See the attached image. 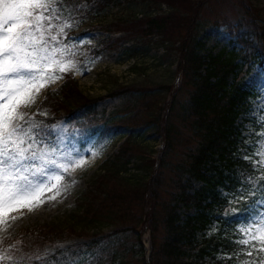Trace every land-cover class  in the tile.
I'll return each mask as SVG.
<instances>
[{
  "label": "trees",
  "instance_id": "1",
  "mask_svg": "<svg viewBox=\"0 0 264 264\" xmlns=\"http://www.w3.org/2000/svg\"><path fill=\"white\" fill-rule=\"evenodd\" d=\"M112 1L73 0L80 8L71 17L73 26L67 31L66 42L75 48H88L92 61L106 50L132 55L148 52L158 37L168 53L178 54L180 85L157 89L122 87L108 95L125 96L123 105L108 116H99L97 106L105 96L84 94L73 74L65 75L60 87L47 91L39 104L38 109L47 115L38 114L36 120L54 125L65 119L72 132L83 126V148L92 137L102 141L113 128L126 129L114 161L105 168L99 184L84 194L78 215L83 223L81 229L106 219L124 227L119 226L114 235L93 239L88 247L78 244L66 249L55 247V243L71 237L74 231L67 234L69 228L35 227L5 238L0 247L7 249L14 244L13 254L31 256L48 252L47 246H54L55 250L48 252L50 259L66 250L70 254L78 252L85 264H216L218 251L231 252L232 241L237 239L235 221L239 217H218L228 207L225 195L231 199L230 194L239 188L237 169L250 171V165L239 158L240 150L247 147L244 140L254 141L256 137L245 134L244 122L252 120L255 132L260 131L257 119L250 116L252 101L259 92L247 79L255 64L264 65V26L255 14L257 8L250 0H239L238 7L244 13L228 22V29L241 47H224L206 55L202 53L205 43L199 33V14L204 4L201 0H145L157 8L167 5L169 10L114 19L105 27L121 35L104 38L94 47L80 45L85 34L99 28L91 26L78 34L76 28L93 17L95 8L105 9ZM214 23L221 21L216 18ZM163 88L170 91L171 100L156 114L147 99ZM148 126H155L163 138L155 162L157 173L144 184L131 183L121 173L127 169L138 138ZM181 155L183 159L176 167L180 176L188 174L189 179L186 183L178 179L175 189L163 198L164 180L173 168L172 158ZM192 180L199 182L197 188H192ZM255 199H259V194ZM181 207L184 214L178 210ZM237 207L242 208L243 204ZM139 221L147 224L150 231L148 256ZM213 223L219 231L209 237L206 232Z\"/></svg>",
  "mask_w": 264,
  "mask_h": 264
},
{
  "label": "snow or ice",
  "instance_id": "2",
  "mask_svg": "<svg viewBox=\"0 0 264 264\" xmlns=\"http://www.w3.org/2000/svg\"><path fill=\"white\" fill-rule=\"evenodd\" d=\"M79 8L73 0H0V231L6 232L20 218L11 213L43 204L45 191L66 190L64 174L87 163L66 129L36 120L46 112L27 111L63 74L83 71L75 61L76 46L66 42L71 17ZM261 95L264 98V87ZM257 122L261 130L253 132L256 139L244 140L247 147L240 150L239 158L250 171L237 169L239 188L231 199L225 195L228 207L218 217H239L237 239L231 252L218 251L216 264H264V115ZM218 231L213 223L206 235ZM5 238L0 237V244ZM15 248L0 247V264H85L78 252L62 250L50 259L48 252L15 255Z\"/></svg>",
  "mask_w": 264,
  "mask_h": 264
},
{
  "label": "rangeland",
  "instance_id": "3",
  "mask_svg": "<svg viewBox=\"0 0 264 264\" xmlns=\"http://www.w3.org/2000/svg\"><path fill=\"white\" fill-rule=\"evenodd\" d=\"M193 1L198 3L197 0ZM238 1L201 0L204 4L201 6L199 14V33L200 39L205 43V47L202 49L203 54L206 55L211 50L217 52L224 47H241L228 29V22L236 21L244 13L243 9H239ZM250 1L257 8L255 14L259 19V23L264 26V0ZM168 10L167 5L157 8L145 0H113L105 9L95 8L93 17H89L84 25L76 28L75 32L78 34L91 26H98L99 29L88 32L80 40V45L94 47L104 38H115L122 34L105 27L114 19H126L141 16L142 14H157L162 11L167 12ZM216 18L221 21L220 24L214 23ZM158 40V37L154 38V44L148 52L132 55L121 50H106L92 61L89 60L88 48H75V61L83 71L73 70L63 74L62 79L57 80L42 90L36 104L27 109V111H36L46 92L51 89H58L64 76L70 74H73L74 78H76L79 89L84 94L90 97L105 96L97 106L99 116H108L123 105L125 96L112 97L108 95L110 92L122 87L133 86L147 89H157L168 85H172L174 88L177 87L180 85L182 78L178 71V54L176 52L168 53L165 46L160 44ZM247 79L250 80L259 92V96L252 101V108L250 110V116L257 119L258 116L264 115V112L260 111L264 107V98L261 95V89L264 87V65L255 64ZM169 100H171V93L166 88L149 95L147 99L152 106V110L157 112L156 114H158L159 110L161 111V107L167 105ZM55 125L66 129L67 134L78 146L83 159L87 163L83 167L75 168V170H70L68 174H64L62 184L66 187V190L60 191L59 194H57L56 189H52V192L45 191L41 197L44 203L39 207L32 211L19 209L11 213V215H17L20 218L6 232L0 231V237L11 238L35 227H52L56 230L69 228L67 229V234L74 231L71 237L59 239L55 243V247L59 246L66 249L78 244H85L84 247H88L91 245L93 239L114 235L120 226L106 219L90 225L86 229H81L83 228V223L79 221L78 215L83 203L82 198L84 194L89 188L91 189V187L99 184L97 182L101 179L105 168L109 167L111 162L114 161L116 154L119 152V146L125 140L127 132L125 128H113L111 134H108L102 141H97L95 137H92L87 140L88 144L83 148L80 141V139L86 138L83 126L75 127L72 132L70 124L65 119L59 120ZM90 126L91 124L88 122L87 127ZM244 126L246 135L255 132L252 120H246ZM137 142V149L133 152L132 160L121 175L131 181V183L144 184L150 180L151 176H155L157 173L155 170L158 165L155 162L159 158L163 138L156 131L155 126H148L146 130L141 132ZM93 152H96L97 155L93 156ZM183 156L172 158L174 162L173 168L170 167L164 180L166 182L165 188H163V198L175 189L178 179H181L183 183H186L187 179H189L188 174L180 176L176 167V164L182 161ZM191 185L192 188H197L199 182L192 180ZM52 196L55 199H48V197ZM178 210L182 214L185 213V209L182 207ZM138 226L140 227L139 232L142 235L143 244L148 256L150 251V231L148 225L145 223L143 224L139 221ZM65 236L68 235L65 234ZM130 241H134V238L130 239ZM55 247L47 246V251L51 253L55 250ZM90 253L91 251L89 250L84 255L87 257Z\"/></svg>",
  "mask_w": 264,
  "mask_h": 264
},
{
  "label": "bare ground",
  "instance_id": "4",
  "mask_svg": "<svg viewBox=\"0 0 264 264\" xmlns=\"http://www.w3.org/2000/svg\"><path fill=\"white\" fill-rule=\"evenodd\" d=\"M52 192V191H51Z\"/></svg>",
  "mask_w": 264,
  "mask_h": 264
}]
</instances>
